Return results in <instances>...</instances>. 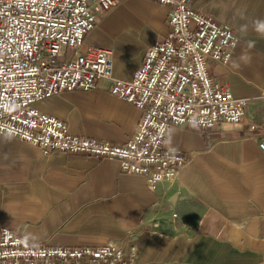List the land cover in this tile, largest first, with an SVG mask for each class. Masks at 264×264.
<instances>
[{
  "label": "crops",
  "instance_id": "obj_1",
  "mask_svg": "<svg viewBox=\"0 0 264 264\" xmlns=\"http://www.w3.org/2000/svg\"><path fill=\"white\" fill-rule=\"evenodd\" d=\"M196 10L229 25L237 43L227 63L208 61L210 76L248 99L238 123L209 131L174 126L164 147L185 156L177 177L150 189L145 176L125 173L113 159L43 154L0 133V232L31 244L99 247L108 242L136 251V264L264 263V0H193ZM169 7L121 0L98 16L82 48L113 52V76L130 80L146 49L167 34ZM247 30L242 31V26ZM254 46L248 48V42ZM243 51L251 57L239 61ZM234 61L240 67L234 66ZM64 121L73 135L124 144L142 111L110 93L108 80L88 90L61 92L34 104ZM256 125V130L250 126Z\"/></svg>",
  "mask_w": 264,
  "mask_h": 264
},
{
  "label": "built area",
  "instance_id": "obj_2",
  "mask_svg": "<svg viewBox=\"0 0 264 264\" xmlns=\"http://www.w3.org/2000/svg\"><path fill=\"white\" fill-rule=\"evenodd\" d=\"M121 0H0V133L26 141L43 154L113 159L125 173L145 176L150 189L174 180L185 156L164 147L174 126L209 131L238 123L248 99L210 76L208 61L225 64L237 36L195 9L193 0H151L169 7L167 34L151 44L130 80L113 76V52L82 48L98 16ZM108 80L110 93L142 111L122 145L80 137L67 124L34 107L72 90ZM256 130V125L250 126ZM264 151V136L259 139ZM136 251L108 242L99 247L31 244L3 228L0 264H136Z\"/></svg>",
  "mask_w": 264,
  "mask_h": 264
},
{
  "label": "clouds",
  "instance_id": "obj_3",
  "mask_svg": "<svg viewBox=\"0 0 264 264\" xmlns=\"http://www.w3.org/2000/svg\"><path fill=\"white\" fill-rule=\"evenodd\" d=\"M247 25L242 26L241 30L246 31ZM252 30L255 31L259 36L264 37V19H256L252 22ZM254 46V42H248L247 47L251 48ZM240 62L248 64L251 61V57L247 54V51H243L241 56L238 58ZM234 66L239 68L240 63L234 61Z\"/></svg>",
  "mask_w": 264,
  "mask_h": 264
},
{
  "label": "rangeland",
  "instance_id": "obj_4",
  "mask_svg": "<svg viewBox=\"0 0 264 264\" xmlns=\"http://www.w3.org/2000/svg\"><path fill=\"white\" fill-rule=\"evenodd\" d=\"M119 2H120V1H119ZM117 3H118V2H117ZM117 3H116V4H117ZM116 4H115V5H116ZM105 13H106V12H105ZM105 13H104V14H105ZM101 15H103V14H101ZM99 16H100V15H99ZM98 18H99V17H98Z\"/></svg>",
  "mask_w": 264,
  "mask_h": 264
},
{
  "label": "water",
  "instance_id": "obj_5",
  "mask_svg": "<svg viewBox=\"0 0 264 264\" xmlns=\"http://www.w3.org/2000/svg\"><path fill=\"white\" fill-rule=\"evenodd\" d=\"M262 264H264V263H262Z\"/></svg>",
  "mask_w": 264,
  "mask_h": 264
}]
</instances>
